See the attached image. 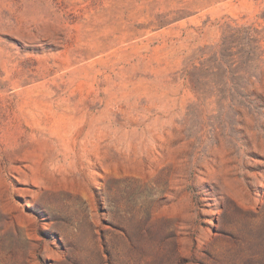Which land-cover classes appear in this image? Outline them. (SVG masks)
<instances>
[{
    "label": "rangeland",
    "instance_id": "rangeland-1",
    "mask_svg": "<svg viewBox=\"0 0 264 264\" xmlns=\"http://www.w3.org/2000/svg\"><path fill=\"white\" fill-rule=\"evenodd\" d=\"M0 264H264V0H0Z\"/></svg>",
    "mask_w": 264,
    "mask_h": 264
}]
</instances>
